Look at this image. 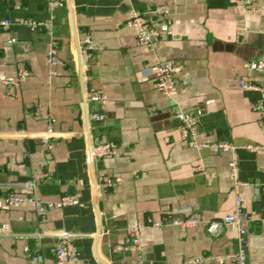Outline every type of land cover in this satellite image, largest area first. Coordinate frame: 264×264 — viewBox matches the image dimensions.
<instances>
[{
    "label": "crops",
    "instance_id": "0c3cea01",
    "mask_svg": "<svg viewBox=\"0 0 264 264\" xmlns=\"http://www.w3.org/2000/svg\"><path fill=\"white\" fill-rule=\"evenodd\" d=\"M157 6L169 9V31L150 51L125 23L132 12L154 19ZM25 18L44 25L32 29ZM0 19L11 21L0 27V78L29 72L19 85L0 81V197L22 190L80 201L44 214L23 204L0 208V264H27L33 256L36 264H54L62 232L72 234L77 253L64 264H136L137 254L124 248L128 227L168 212L208 221L233 211V155L183 140L177 114L195 115L200 142L264 143V120L252 109L261 95L240 84L264 80L251 68L264 60V12L248 13L237 0H56L54 7L49 0H0ZM85 35L97 43L86 63L79 49ZM50 49L61 63L50 64ZM158 59L176 67L172 99L150 72ZM93 92L106 100H90ZM46 136L55 141L49 151ZM96 139L113 142L118 153L95 157ZM234 156L237 177L247 183L240 187L247 232L146 227L142 264H231L194 259L241 248L247 264H264V151L238 149ZM42 174L31 190L20 187ZM105 175L121 180L104 190Z\"/></svg>",
    "mask_w": 264,
    "mask_h": 264
},
{
    "label": "built area",
    "instance_id": "2783aa9c",
    "mask_svg": "<svg viewBox=\"0 0 264 264\" xmlns=\"http://www.w3.org/2000/svg\"><path fill=\"white\" fill-rule=\"evenodd\" d=\"M243 4L248 13H262L264 12V0H237ZM49 4L54 7L56 0H49ZM156 17L152 20H147L137 12H132L130 17L126 20V26L135 30V37L137 45L144 46L150 51L155 48L157 40L163 38L169 31V24L166 18L169 14V9L165 6H157L155 9ZM22 24H25L32 29L38 26L44 25L43 22L35 21L31 18H25L21 20ZM11 24L9 19H0V27H6ZM79 49L83 57L84 62H88L92 57L93 53L97 49V43L93 40L90 35H85L79 39ZM48 61L52 66L61 63L57 57L55 51L50 49L47 54ZM252 70L263 73L264 72V60H258L251 64ZM176 67L171 60H156L153 66L150 68V72L154 78L156 87L168 98L172 99L175 93L176 87ZM29 74L25 68L19 69L15 78H0V81L6 85H19L20 81ZM242 87L253 89L261 95L260 99L254 103L252 109L260 113L264 120V80L259 81H241ZM89 99L92 101L102 102L106 100V95L93 92L90 94ZM180 124V135L185 141H189L191 145L196 149H208L212 152L230 153L233 155L229 161V173L233 181V190L236 193L235 206L231 213L226 214L221 218L211 219L203 221L196 216H174L173 212L165 213L159 220L149 219L145 223H139L128 227V239L125 245L126 250H131L137 254L138 260L136 264H142L141 253V231L146 227H164L167 225L178 226L184 229H190L200 226L201 224L206 225V230L211 234L220 232L223 227L230 226L235 229L239 235H244L248 229V222L251 220L248 213L245 211L243 206L242 197L240 195V187L247 184L241 181L237 177L238 161L234 154L238 149H245L250 152L264 151V143H246L237 145L225 141H209L200 142L197 139V127L198 122L195 115L191 112L180 111L177 114ZM52 127L55 117L52 113L47 115ZM94 119L101 120L104 115L101 113H95L92 115ZM42 142L45 145L46 150H51L55 146V141L50 140L49 137H43ZM92 153L95 157L103 158L108 156H115L118 153L117 146L107 140L96 139L92 146ZM196 171H202L199 167ZM42 175H36L31 180L22 183L20 187L23 189L31 190L35 182ZM121 178L119 176H108L105 175L100 179V187L104 190L112 189ZM79 197L77 195L64 194L57 200H43L34 196L31 193H27L22 190H12L5 197H0V208L10 207L16 204L29 205L38 211L40 214H44L48 209L51 208H62L69 205L79 204ZM71 233L62 232L58 235V242L56 243L53 250V261L54 264H64L66 262L74 261L77 258V253L73 250L71 244ZM208 259H212L216 263L230 262L231 264H247L246 252L241 248L237 253H220L212 257L200 256L194 259L195 263H203ZM38 256H33L27 264H36ZM260 264V263H254Z\"/></svg>",
    "mask_w": 264,
    "mask_h": 264
},
{
    "label": "water",
    "instance_id": "95a60500",
    "mask_svg": "<svg viewBox=\"0 0 264 264\" xmlns=\"http://www.w3.org/2000/svg\"><path fill=\"white\" fill-rule=\"evenodd\" d=\"M171 104H174V102H173V101H171Z\"/></svg>",
    "mask_w": 264,
    "mask_h": 264
}]
</instances>
